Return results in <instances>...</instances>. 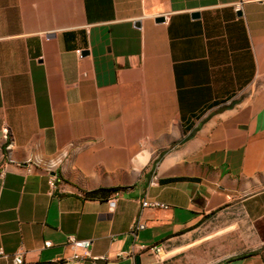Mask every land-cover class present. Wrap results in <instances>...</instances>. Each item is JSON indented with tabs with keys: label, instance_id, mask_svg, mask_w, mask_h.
Here are the masks:
<instances>
[{
	"label": "crops",
	"instance_id": "obj_1",
	"mask_svg": "<svg viewBox=\"0 0 264 264\" xmlns=\"http://www.w3.org/2000/svg\"><path fill=\"white\" fill-rule=\"evenodd\" d=\"M235 211L251 246L211 264H264V0H0V264L69 235L85 264H174Z\"/></svg>",
	"mask_w": 264,
	"mask_h": 264
},
{
	"label": "rangeland",
	"instance_id": "obj_2",
	"mask_svg": "<svg viewBox=\"0 0 264 264\" xmlns=\"http://www.w3.org/2000/svg\"><path fill=\"white\" fill-rule=\"evenodd\" d=\"M230 216L234 218L230 224H219L215 215L204 219V223L192 233V240L186 242L192 245L178 254L173 263L211 264L229 255L247 251L251 246L253 230L241 220L238 211ZM179 243L182 242H176V245ZM166 249L170 247L166 246ZM163 251L160 257H164Z\"/></svg>",
	"mask_w": 264,
	"mask_h": 264
},
{
	"label": "built area",
	"instance_id": "obj_3",
	"mask_svg": "<svg viewBox=\"0 0 264 264\" xmlns=\"http://www.w3.org/2000/svg\"><path fill=\"white\" fill-rule=\"evenodd\" d=\"M234 10L236 12L240 11V4L234 5ZM78 54V57L81 58V51L78 50L76 52ZM2 139L4 141V150L6 152V155L9 157L12 150H13V141L11 138V134L7 128H4L2 130ZM29 164L31 165L32 162H26L21 163L20 166L23 167H29ZM34 164V163H33ZM46 175H47V183L50 189H54L56 186V173L52 168H46ZM140 205L142 208H162L166 209L168 206L166 204L160 203L155 200H148V199H142L140 202ZM144 228V224L141 222H136L132 226V232L136 233L138 230H141ZM45 246H49L50 242H45ZM91 245L92 241L89 239H77L72 235L67 236L66 238V246L69 248L70 253L68 256L60 258L58 260L59 264H85L87 261H97V260H105L107 259L106 256H96L91 253ZM153 250V252L158 255L160 252L163 251L162 245H156L150 248ZM2 253V252H0ZM13 263L14 264H22V256L20 254H17L13 257Z\"/></svg>",
	"mask_w": 264,
	"mask_h": 264
},
{
	"label": "trees",
	"instance_id": "obj_4",
	"mask_svg": "<svg viewBox=\"0 0 264 264\" xmlns=\"http://www.w3.org/2000/svg\"><path fill=\"white\" fill-rule=\"evenodd\" d=\"M120 188H115V187H100L91 191L86 192V197L88 198H100L104 199L106 198L109 194L118 191Z\"/></svg>",
	"mask_w": 264,
	"mask_h": 264
},
{
	"label": "water",
	"instance_id": "obj_5",
	"mask_svg": "<svg viewBox=\"0 0 264 264\" xmlns=\"http://www.w3.org/2000/svg\"><path fill=\"white\" fill-rule=\"evenodd\" d=\"M192 16H193V17H197V16H198V14H192ZM162 19H163V18H157V20H156V21H162Z\"/></svg>",
	"mask_w": 264,
	"mask_h": 264
}]
</instances>
